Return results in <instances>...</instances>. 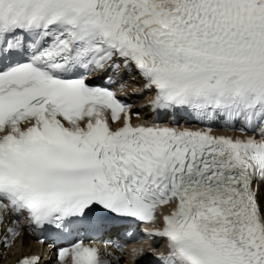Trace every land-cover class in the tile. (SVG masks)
I'll use <instances>...</instances> for the list:
<instances>
[{
	"label": "snow or ice",
	"instance_id": "6c2138e0",
	"mask_svg": "<svg viewBox=\"0 0 264 264\" xmlns=\"http://www.w3.org/2000/svg\"><path fill=\"white\" fill-rule=\"evenodd\" d=\"M121 70L153 93L150 119L89 83ZM217 121L250 134L215 135ZM261 185L264 0H0L5 246L25 215L38 235L131 218L160 224L142 229L167 240L159 264H264ZM58 260L110 264L84 237Z\"/></svg>",
	"mask_w": 264,
	"mask_h": 264
},
{
	"label": "bare ground",
	"instance_id": "6f19581e",
	"mask_svg": "<svg viewBox=\"0 0 264 264\" xmlns=\"http://www.w3.org/2000/svg\"><path fill=\"white\" fill-rule=\"evenodd\" d=\"M21 240H22V244L18 241V239H16V240L14 241V242H15V243H14L15 247L20 248L21 245L24 246V247H28V246H30V244H32L30 241H28V240L26 239V237H25L24 235H22ZM122 259H123V258H122ZM122 264H132V263L129 262L128 257H126V258L123 259Z\"/></svg>",
	"mask_w": 264,
	"mask_h": 264
}]
</instances>
